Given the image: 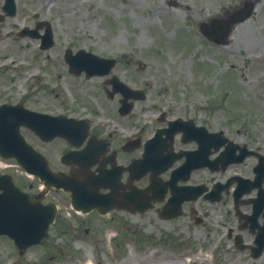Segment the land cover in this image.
Returning <instances> with one entry per match:
<instances>
[{"label":"rangeland","instance_id":"1","mask_svg":"<svg viewBox=\"0 0 264 264\" xmlns=\"http://www.w3.org/2000/svg\"><path fill=\"white\" fill-rule=\"evenodd\" d=\"M177 1L179 7L170 6L168 0L58 1L46 5L41 15L50 17L53 23L57 41L52 48L54 51L86 45L121 58V70L115 72L152 94L134 108L137 120L146 118L148 104L165 93L186 106L194 105L197 116L207 119L213 129L223 128L234 138L248 135L253 142L260 140L264 147V0L258 2L250 19L237 26L229 46L222 49L200 36L198 20L218 12L229 0ZM186 5L195 10L186 9ZM14 23L17 22L7 24ZM0 29V100L18 98L20 92L37 85L34 77L39 73L40 88L48 86L65 92L70 100L78 97L108 104L101 78L85 80L70 76L63 68L65 62L61 54L42 55L38 53L37 40L18 38L16 31L7 35L9 25ZM131 58L134 69L123 70V62ZM8 59L11 63L5 66ZM139 61L147 67L138 68ZM44 91L40 90L39 96ZM187 111L190 112L189 108ZM225 208L222 203L202 202L201 210L209 213L199 224L189 210L173 221L162 220L155 210L121 216L120 224L130 230L117 236L119 240L128 238L119 248L118 263L228 264L221 246L223 227L219 222ZM150 234L158 242H165L164 236L169 241L164 247L149 243ZM59 242L64 246L63 253L52 245L30 250L26 264L37 257L45 264L58 262L51 261L50 254L66 258L61 264L68 258L76 264H85L91 262L97 252L82 241L79 248L73 246L67 253L66 244L62 239ZM188 254L193 255L191 261L187 260ZM17 258L14 243L0 237V264ZM258 263L264 264V257Z\"/></svg>","mask_w":264,"mask_h":264},{"label":"flooded vegetation","instance_id":"2","mask_svg":"<svg viewBox=\"0 0 264 264\" xmlns=\"http://www.w3.org/2000/svg\"><path fill=\"white\" fill-rule=\"evenodd\" d=\"M50 1L55 2L56 0ZM204 1L207 3V0ZM240 1L229 0L226 5L236 6ZM12 3L14 7L10 13L7 7H12L11 2L0 0L1 22L7 24L26 21L32 26L39 23V13L33 10L40 7L41 0H14ZM222 6H220L221 9L224 7ZM186 7L189 10H195L189 5ZM204 17H201L198 23ZM50 52L60 53L59 50ZM117 63L119 62L117 61L116 65ZM146 67L143 66V68ZM119 68L120 66H117L115 69ZM125 69L133 70L134 66H126ZM130 74L131 72L127 73V75ZM118 77L125 82L128 81V84L130 83V79L125 76L119 75ZM110 78L109 75L101 79L103 80L101 88L105 91L108 104H104L102 100L97 103H85L77 100L73 103L64 97L53 96L48 99L50 94L39 96V90L32 93L31 97L24 96L14 101L52 116L87 119L86 122L82 121L81 133L83 134L79 139L71 136L73 133L77 134L76 129H72L63 118L55 120L53 128L60 131V134L50 140H44L34 130L22 126L21 134L30 146L22 142L20 149L28 158L32 159V164L37 169L49 167L57 176L68 178V185L78 183L84 190L82 207L99 206L107 210L106 214H102L97 209L88 212L82 210L79 213L73 210L66 212L62 210V206L69 204L71 207V192L62 188L41 187L37 175L27 178L22 169L5 168L0 170V174L13 173L16 184L22 190L29 192L32 200L40 201L44 205L56 203L59 206L55 221L50 228L49 240L45 244L30 247L29 251L52 245L53 248H59V251L63 253L64 246L59 242L62 239V242L67 246L68 253V250H71L73 246H80V242L83 241L97 250L91 263L86 262L85 264H95V262L96 264H119L117 260L120 243L114 242L112 239L106 242L104 234L110 237L112 234L120 233L121 229H125L123 226L126 225L120 224L121 216L128 217L130 213L134 212L119 207H123L128 200L134 202L133 192L136 185L145 187L150 183L151 174L137 181L134 167L137 158L142 156L148 141L149 149L154 150V153L152 152L154 159L150 160L147 165H173L171 169L162 174L164 183L171 178L172 169L180 165H199V149L201 147L205 151H209V158L213 160L212 165H219V167L222 165L221 161L216 160L220 152L214 153L215 148L211 145V141L217 145L218 138L212 139L206 131L195 129L192 123L181 122L169 131L164 130L169 128L175 119L194 121L197 126L205 125L209 130H212L208 122L200 121L196 117L193 105L189 108L184 104H179L176 98H171L169 95L156 96L157 98L152 99L148 105V118L143 121L135 118L134 110L126 115H121L119 109L122 94L119 92H115L113 95L109 94L113 90ZM147 95L152 96L151 92H148ZM188 108L190 112L187 111ZM43 126L46 127L44 123ZM49 127L52 129L51 123ZM159 130H162L159 132L160 135L152 141ZM170 133H173L172 137L169 136ZM243 137L244 139L241 141L245 140L246 151L250 149L260 152V154L264 153V147L260 140L253 142L250 136ZM206 138L209 140L208 142ZM225 147L226 145L222 149ZM40 155L43 159L40 158ZM260 160V156L256 153L249 154L242 162L231 163L218 171L212 172L209 168H197L191 172L189 177V184H203L211 189L208 192H211V195L202 196L194 201L198 202L196 205L194 202H185L186 211L189 210L193 217L197 215V206H200L201 202L214 203L211 199L216 195H220L221 200L218 202L226 207L224 212L221 211L223 219L219 222L223 227L221 246L227 254L228 264H259L258 262L264 257V234L261 233L264 227V178L260 186H253L252 183L245 184L241 189L243 193L239 196L235 194L238 190L239 180L234 179L236 176H242L253 180L255 166ZM182 176V173H178L179 179ZM228 181L230 184L226 185ZM5 182L7 184V179ZM183 183V180H178L177 184ZM165 192V200L158 203L155 208V211L160 215L165 202L172 195V188L168 185ZM101 194L104 195V198L99 200L98 197ZM88 196L89 199L86 202ZM208 213L207 210L205 215ZM178 218L165 216L163 220L173 221ZM195 220L203 219L195 217ZM164 238V244H166L169 240H167V236ZM172 244L176 245L174 242ZM58 256L50 254L49 258L51 261L58 260L57 264L66 260V258H57ZM25 259L26 255L18 256L16 260H9L6 264H10L12 261L15 264H26ZM68 259L64 264H76L73 259ZM29 264H45V261L37 257Z\"/></svg>","mask_w":264,"mask_h":264},{"label":"water","instance_id":"3","mask_svg":"<svg viewBox=\"0 0 264 264\" xmlns=\"http://www.w3.org/2000/svg\"><path fill=\"white\" fill-rule=\"evenodd\" d=\"M230 31V25L226 24V27L222 30V32H220V34H223V36H227V34ZM210 35H214L217 34L216 32H207ZM68 57V54H67ZM75 68H84L85 65L81 63L78 64L77 61H73V64ZM9 106H4L0 109V120L2 115L4 116L6 113H3L4 111H7ZM6 120V118L4 117V121ZM0 153L5 155V156H16V151H12V152H6L3 151V135L0 131ZM20 194H16L15 192H13L12 190L8 191L7 195L1 194L0 196L3 197V202L2 199L0 198V234L1 233H8L11 236H13L16 240V243L19 244L20 246H27L29 244H32L34 242H39L43 240V235L45 233V230L48 227V224L50 222L47 221L44 225H42L40 223L39 228L40 230H35L34 235L32 236L31 239L29 240H22L19 237V233L16 231V224L19 223V219L22 218L21 215L22 214V210L26 209V204L27 201L26 200H22V202L18 204L17 200H20L21 198H19ZM21 197V196H20ZM23 203V204H22ZM148 205L143 206V205H137L136 208H139L141 210L147 208ZM42 215V214H40Z\"/></svg>","mask_w":264,"mask_h":264},{"label":"bare ground","instance_id":"4","mask_svg":"<svg viewBox=\"0 0 264 264\" xmlns=\"http://www.w3.org/2000/svg\"><path fill=\"white\" fill-rule=\"evenodd\" d=\"M193 258L192 257H188L187 260L191 261Z\"/></svg>","mask_w":264,"mask_h":264}]
</instances>
